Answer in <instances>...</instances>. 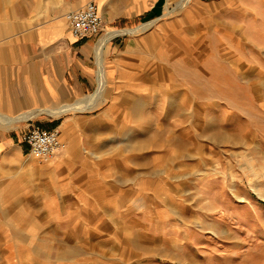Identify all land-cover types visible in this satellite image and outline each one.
Masks as SVG:
<instances>
[{
  "label": "rangeland",
  "instance_id": "obj_1",
  "mask_svg": "<svg viewBox=\"0 0 264 264\" xmlns=\"http://www.w3.org/2000/svg\"><path fill=\"white\" fill-rule=\"evenodd\" d=\"M219 2L184 4L152 92L126 101L132 129L106 134L120 158H90L83 206L0 264H264V0Z\"/></svg>",
  "mask_w": 264,
  "mask_h": 264
},
{
  "label": "crops",
  "instance_id": "obj_2",
  "mask_svg": "<svg viewBox=\"0 0 264 264\" xmlns=\"http://www.w3.org/2000/svg\"><path fill=\"white\" fill-rule=\"evenodd\" d=\"M187 1L0 0V247L34 240L42 220L57 227L60 211L88 198L90 158H120L107 157L106 134L132 129L126 101L152 92L141 79L165 65L169 35L194 14ZM214 1L190 0L195 11ZM88 2L102 31L78 40L65 15ZM33 127L56 130L66 149L38 162L21 141Z\"/></svg>",
  "mask_w": 264,
  "mask_h": 264
},
{
  "label": "built area",
  "instance_id": "obj_3",
  "mask_svg": "<svg viewBox=\"0 0 264 264\" xmlns=\"http://www.w3.org/2000/svg\"><path fill=\"white\" fill-rule=\"evenodd\" d=\"M65 20L70 34L78 40L98 35L103 27L102 16L93 2L68 12ZM21 141L28 145L30 154L41 163L49 162L66 147L56 130H45L41 127H33L23 134Z\"/></svg>",
  "mask_w": 264,
  "mask_h": 264
}]
</instances>
